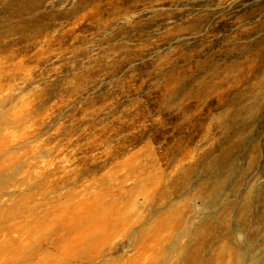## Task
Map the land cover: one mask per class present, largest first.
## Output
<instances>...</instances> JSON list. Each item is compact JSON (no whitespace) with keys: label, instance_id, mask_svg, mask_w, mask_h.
Wrapping results in <instances>:
<instances>
[{"label":"rangeland","instance_id":"374dc122","mask_svg":"<svg viewBox=\"0 0 264 264\" xmlns=\"http://www.w3.org/2000/svg\"><path fill=\"white\" fill-rule=\"evenodd\" d=\"M25 1L0 0V264H264V63L233 82L264 51V0L142 1L122 53L24 37Z\"/></svg>","mask_w":264,"mask_h":264},{"label":"bare ground","instance_id":"6f19581e","mask_svg":"<svg viewBox=\"0 0 264 264\" xmlns=\"http://www.w3.org/2000/svg\"><path fill=\"white\" fill-rule=\"evenodd\" d=\"M142 1L146 0H42L44 5L37 7L36 5L30 4L29 1L26 0L25 3H22L17 7L14 6L13 13H15V15L21 16V30L24 37H26V35L29 36L27 37L28 39H34L35 37L42 36L46 33H51L57 41L56 45H59V47H62L65 43H68L73 48L80 47L81 49H84L81 44L85 43L84 38L86 35L91 34L94 37H97V44L95 46L86 47L87 50L90 51L94 48H97L102 52L107 51L111 53H122L130 50L129 48L132 46L128 43H125V41L122 39L126 36L132 37L138 32L144 31V28L141 27L139 20L136 21L132 13H130V9L136 8L138 3ZM106 20L109 21L108 24L105 23ZM148 20H151V18H148ZM147 23L150 24L151 22H146V24ZM116 37L120 38L121 40L118 42H112V40ZM34 46H37V44L30 42L21 45L18 47V49H30ZM183 59L186 60L187 58L184 57ZM262 63H264V51L257 53L252 57L246 72H244L240 78L233 80L234 85L240 81H249L254 75L258 73ZM233 77H237V75H234ZM234 85L232 88L237 86ZM260 96L261 97L259 100L255 101L258 111H262L264 108L263 96ZM236 98L237 96L232 98V103L236 102ZM228 127H225V129ZM218 131L219 134L215 140H217L218 146H220L219 152L221 151L217 158V161L219 162V171L215 174L207 189V194L215 193L216 195H219L225 188L227 176H225L224 169L226 167V162L230 159L231 147L233 146L230 136L223 131L222 126H219ZM229 168L232 170V166H229ZM230 191L231 193L237 192L235 188H231ZM260 198V203H262L264 201V196H261ZM254 202L256 201L255 197H253V192L251 189L246 193L243 208L240 210L241 215H244V212L247 211L257 214L259 212V207H253ZM234 205L235 203H233V206ZM242 219L244 220V218ZM257 219H259L258 216ZM235 255L237 258H240V254L238 252L235 253Z\"/></svg>","mask_w":264,"mask_h":264}]
</instances>
